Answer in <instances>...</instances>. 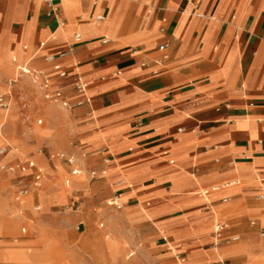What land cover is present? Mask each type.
<instances>
[{
    "label": "crops",
    "instance_id": "crops-1",
    "mask_svg": "<svg viewBox=\"0 0 264 264\" xmlns=\"http://www.w3.org/2000/svg\"><path fill=\"white\" fill-rule=\"evenodd\" d=\"M53 4L55 14L44 0H0V74L17 67L11 103L19 67L49 75L51 91L71 101L78 99L74 83L86 86L89 102L64 109L46 101L40 80L28 75L39 101L56 108L46 112L53 138L66 143L67 152L48 160L64 153L88 177L96 171L80 192L85 204L110 198L123 208L140 225L144 255L168 235L183 262L164 254L154 264H264V0ZM63 49L67 74L59 79L44 57ZM24 103L21 119L29 125ZM66 166L69 186L79 176L71 178ZM30 173H20L28 184ZM27 196L13 195L20 214ZM52 197L65 200L60 191ZM214 219L228 226L219 241ZM33 261L23 249H0V264Z\"/></svg>",
    "mask_w": 264,
    "mask_h": 264
},
{
    "label": "rangeland",
    "instance_id": "rangeland-1",
    "mask_svg": "<svg viewBox=\"0 0 264 264\" xmlns=\"http://www.w3.org/2000/svg\"><path fill=\"white\" fill-rule=\"evenodd\" d=\"M3 69L0 65V70ZM15 69L12 64L11 74H0V94L7 90L9 80L16 78ZM5 70L10 72V69ZM29 78L26 74H18L9 111L0 110V147H9L7 154L0 156V165L8 163L15 166L26 160L33 161L42 171L41 187L27 196L20 214L13 193L21 174L0 170V249H23L33 257L34 264H154L152 258H165L164 254L171 259L170 263H174L179 251L171 248L173 243L168 235L159 232L167 239L166 245L154 247L151 256L144 255V245L138 239L140 225L126 215L123 208L109 205L110 198L85 204L80 192L88 190L95 181L90 180L86 172L82 171L79 178L72 179L69 186L64 184L68 167L63 161L48 160L51 152H67L66 143L53 138L47 121L46 112L49 108H56L39 101L38 88ZM22 102L31 108L32 122L29 125L21 119ZM38 119L42 120L39 125L36 123ZM27 179L30 181V178ZM79 180L85 185L82 189L77 183ZM55 191L63 192L65 200L62 203L54 201L52 194ZM74 201L79 203L78 212L75 211ZM216 222L225 223L214 219L213 229ZM162 243L165 242L159 240V244ZM98 246L99 255L95 249ZM5 253L4 257L8 259V251ZM97 258L98 262L103 259L104 262L97 263Z\"/></svg>",
    "mask_w": 264,
    "mask_h": 264
},
{
    "label": "built area",
    "instance_id": "built-area-1",
    "mask_svg": "<svg viewBox=\"0 0 264 264\" xmlns=\"http://www.w3.org/2000/svg\"><path fill=\"white\" fill-rule=\"evenodd\" d=\"M44 3L48 7L50 14L56 13L57 8L53 4V0H44ZM103 19L104 16L98 15L95 18V21L101 22L103 21ZM74 40L75 42L79 41V36L77 34L74 36ZM164 49H165V45L158 46L159 51L163 52ZM67 54H68V49H63L58 52L48 53L44 57V60L50 66L51 71L59 79L64 78L67 74L66 70L63 68L61 64V61L67 56ZM142 65H144V63ZM18 70L20 74H26L34 78H38L40 80V87L43 90L42 96L49 103L55 104L64 109H71L75 106H80L84 103L89 102V99L86 96V86L80 79H78L74 83V89L78 96V99L75 101H71L67 96L64 95V93L61 90L51 91V78L49 75L45 74L44 72L29 68H21V67H19ZM14 83L15 81H9L7 83L8 89L2 94H0V110L2 111H7L10 107L11 97H12V87ZM41 123L42 120L38 119L37 124H41ZM7 152H8L7 145H3L0 147V156H5ZM51 157L59 161H63L71 167V171H70L71 178L78 177L81 175L82 170L78 167L77 160L75 157L71 155H66L64 153H56ZM109 162H110L109 158L104 159L105 164H108ZM0 170H6L8 172L18 171L22 174H25L28 171L31 172L29 175L32 177V179L29 184L24 181L23 175L18 177L17 179L14 195L15 198L19 201L24 199L30 193L31 190H38L41 187L42 171L36 166V164L33 161L26 160L25 162L18 163L15 166H11L4 163L0 165ZM105 173L106 171L103 170L101 171L100 174L103 175ZM88 175L90 179H95L98 176V173L92 170L89 172ZM65 183L68 185L70 183V179H67ZM222 201L225 202L226 200L223 199ZM227 227L228 226L225 223L216 222L213 231L214 238L216 241H219V239L222 238L223 233L227 229ZM261 235L264 236V231L261 232ZM238 239H239L238 236H234L231 238L232 241H237ZM162 240L165 243H167V239L165 237H163ZM175 259L180 263L183 262V257L181 254H176Z\"/></svg>",
    "mask_w": 264,
    "mask_h": 264
},
{
    "label": "bare ground",
    "instance_id": "bare-ground-1",
    "mask_svg": "<svg viewBox=\"0 0 264 264\" xmlns=\"http://www.w3.org/2000/svg\"><path fill=\"white\" fill-rule=\"evenodd\" d=\"M10 60H11V59H10ZM12 61H13V60H12ZM16 68H17V67H16ZM7 111H9V109H8ZM7 111H4V112H7ZM8 148H9V147H8ZM15 152H16V151H15ZM114 242H115V241H114ZM113 244H114V243H113ZM114 245H115V244H114ZM114 245H113V246H114Z\"/></svg>",
    "mask_w": 264,
    "mask_h": 264
}]
</instances>
